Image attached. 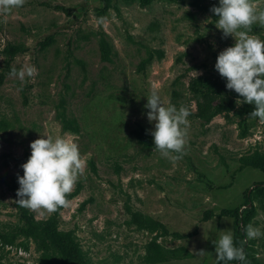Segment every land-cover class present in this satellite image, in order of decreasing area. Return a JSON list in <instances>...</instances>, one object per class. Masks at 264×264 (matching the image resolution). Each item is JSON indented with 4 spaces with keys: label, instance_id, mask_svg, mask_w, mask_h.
Wrapping results in <instances>:
<instances>
[{
    "label": "rangeland",
    "instance_id": "obj_1",
    "mask_svg": "<svg viewBox=\"0 0 264 264\" xmlns=\"http://www.w3.org/2000/svg\"><path fill=\"white\" fill-rule=\"evenodd\" d=\"M8 41L27 50L0 53V264H58L23 208L88 264H215L226 210L250 205L244 264H264V173L247 165L264 86L206 122L187 90L225 65L264 76V0H0Z\"/></svg>",
    "mask_w": 264,
    "mask_h": 264
},
{
    "label": "trees",
    "instance_id": "obj_2",
    "mask_svg": "<svg viewBox=\"0 0 264 264\" xmlns=\"http://www.w3.org/2000/svg\"><path fill=\"white\" fill-rule=\"evenodd\" d=\"M26 50L22 43L15 44L10 41L4 45L0 43V53L4 55L6 64ZM1 77L2 74L0 79ZM263 86L264 76L249 75L232 65H225L220 71L191 76L187 82V90L196 107L194 115L203 122L210 121L217 114L229 116V111L235 105V97L249 98L250 94ZM7 123L5 118H0V129L7 127ZM259 160L251 159L247 165L264 173V156ZM262 188L264 192V187ZM248 203L250 199L246 195L244 204ZM244 209L247 212L245 214L239 207L226 210V213L233 217L231 238L219 248L215 264H244L245 222L247 214L249 216L253 207L250 205ZM20 220L23 223L21 232L36 243L44 261L58 259V264H88L74 234L70 230H58L53 218L36 220L23 208ZM147 249H153L158 259H162L156 242L150 241Z\"/></svg>",
    "mask_w": 264,
    "mask_h": 264
}]
</instances>
